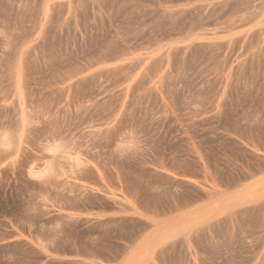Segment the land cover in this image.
Instances as JSON below:
<instances>
[{
    "label": "rangeland",
    "instance_id": "obj_1",
    "mask_svg": "<svg viewBox=\"0 0 264 264\" xmlns=\"http://www.w3.org/2000/svg\"><path fill=\"white\" fill-rule=\"evenodd\" d=\"M0 126V264H264V0H0Z\"/></svg>",
    "mask_w": 264,
    "mask_h": 264
},
{
    "label": "clouds",
    "instance_id": "obj_2",
    "mask_svg": "<svg viewBox=\"0 0 264 264\" xmlns=\"http://www.w3.org/2000/svg\"><path fill=\"white\" fill-rule=\"evenodd\" d=\"M39 126V121H36ZM16 135L7 127L0 126V153L11 152L16 147ZM136 147L135 133L128 132L118 139L113 146V151L124 158ZM83 149L74 140L63 138H43L37 144L36 158L30 163L27 173L28 178L42 186L53 185L58 177L63 174L78 175L85 167ZM47 193H38L37 198L42 199ZM41 230L46 234V246H54L60 236L64 222L54 221L51 225H41Z\"/></svg>",
    "mask_w": 264,
    "mask_h": 264
}]
</instances>
